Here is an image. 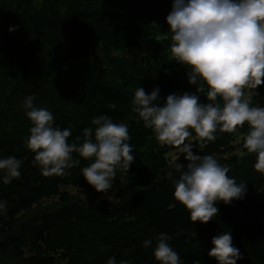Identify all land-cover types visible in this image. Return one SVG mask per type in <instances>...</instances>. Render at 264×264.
Returning <instances> with one entry per match:
<instances>
[{
  "label": "trees",
  "instance_id": "16d2710c",
  "mask_svg": "<svg viewBox=\"0 0 264 264\" xmlns=\"http://www.w3.org/2000/svg\"><path fill=\"white\" fill-rule=\"evenodd\" d=\"M172 4L0 0V159L22 161L20 177L9 184L0 171V201H6L0 212V251L10 249L17 258L0 264H107L111 257L116 264H159L153 251L160 233L170 237L181 264H218L209 252L212 238L224 232L243 257L236 264H264V174L254 169L256 154L243 148L247 123L234 133L217 131L202 151L194 144V154L212 155L237 184L245 183L246 194L230 204L217 201L218 215L207 224L192 223L174 198L180 176L175 163L186 167L188 161L175 146L160 144L132 111L138 87L146 94L159 88L153 103L160 107L168 95L198 94L188 81L189 68L171 57L166 17ZM198 95L200 103H208L206 93ZM28 96L53 114L54 126L71 130L70 144L82 143L83 129H94L91 122L100 115L128 125L134 161L128 172L117 169L107 191L118 201L88 184L81 169L94 161L77 153L72 155L80 163L65 175L46 177L34 166L35 153L25 146L33 126L24 108ZM252 105L264 107V100ZM68 185L79 187L82 196L71 199ZM52 195L63 202L14 229L22 210ZM147 239L152 245L145 248Z\"/></svg>",
  "mask_w": 264,
  "mask_h": 264
},
{
  "label": "clouds",
  "instance_id": "9594fccd",
  "mask_svg": "<svg viewBox=\"0 0 264 264\" xmlns=\"http://www.w3.org/2000/svg\"><path fill=\"white\" fill-rule=\"evenodd\" d=\"M166 22L170 26L172 60L189 68V83L196 86L198 94L206 93L208 103H200L198 94L185 92L168 95L160 107L153 103L158 101L159 88L146 94L138 87L132 111L160 144L175 146L184 154L186 167L175 163L180 176L174 182V198L189 211L192 223L207 224L218 215L216 202L230 204L242 199L246 185L230 178L229 168L212 155L194 154V144L202 151L208 142L216 140L217 131L234 133L247 123L243 148L256 154L254 169L264 174V107L253 106L251 100L264 84V0H173ZM34 99L28 96L24 101L33 125L25 146L35 153L34 166L46 177L65 175L66 169L80 163L72 155L77 153L94 161L81 169L88 184L97 192L107 193L117 169L128 172L134 161L133 146L127 142L128 125L100 115L91 122L94 129H83L82 143L70 144L71 130L54 126L53 114L37 107ZM21 165L22 161L13 156L0 159L4 184L20 177ZM5 207L6 201H0V212ZM169 239L165 233L159 234L153 256L159 264H181ZM151 245V239L144 241L145 248ZM212 245L209 256L215 257L218 264H236L243 258L232 246L229 232L214 236ZM107 264H116L115 257L109 258ZM120 264L129 262L121 260Z\"/></svg>",
  "mask_w": 264,
  "mask_h": 264
},
{
  "label": "rangeland",
  "instance_id": "374dc122",
  "mask_svg": "<svg viewBox=\"0 0 264 264\" xmlns=\"http://www.w3.org/2000/svg\"><path fill=\"white\" fill-rule=\"evenodd\" d=\"M256 91H258L259 95L253 96L251 98L252 102L259 103L262 100H264V88L260 85ZM239 136L235 137V141L239 140ZM170 155H173V152L170 153ZM69 191L70 198H79L82 196V190L79 187L68 185L65 187ZM102 197L108 198L110 200L118 201L119 197H116L110 192L103 193ZM63 201L61 200L59 195H52L43 197L41 200L36 202L32 208L22 210L17 218V221L14 225V229L16 230L17 226L25 219L29 218L32 215H36L38 213H41L42 211L51 209L53 207L59 206ZM0 261H17L16 256L11 252L10 249H5L0 251Z\"/></svg>",
  "mask_w": 264,
  "mask_h": 264
}]
</instances>
